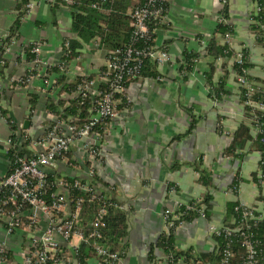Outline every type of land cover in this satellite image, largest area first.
I'll use <instances>...</instances> for the list:
<instances>
[{
    "label": "crops",
    "instance_id": "crops-1",
    "mask_svg": "<svg viewBox=\"0 0 264 264\" xmlns=\"http://www.w3.org/2000/svg\"><path fill=\"white\" fill-rule=\"evenodd\" d=\"M29 1L34 6L33 11L22 21L11 54L19 52L21 46L41 39L45 55H54L64 39H76L70 31V15L66 9L52 15L47 3ZM166 3L168 28L158 32L155 46L167 52L169 62L161 68L156 66L160 79L132 82L126 89L129 107L112 122L110 134L97 147L99 165L91 170L96 176V179L91 177L94 183L98 184V178L103 184H108L118 208L126 215L124 264H161L163 252L155 247V243L166 231L163 210L174 200L186 203L205 191L212 196L209 220L199 217L174 232L178 249H191L197 253L214 249L210 228L222 227L226 203L237 200L246 207L255 206L259 212L263 210L256 197L259 194L264 196V179L260 185L251 179L252 174L258 171L259 155L249 152L241 160L222 156L230 134L241 120L242 107L236 97V85L228 80V93L220 103L212 104L208 96L210 89L203 75L209 59L200 61L191 72L183 73L180 69L184 65V51L198 52L200 49L199 40L195 37L201 36L206 42L212 35L220 4L218 0H166ZM14 6L15 0H0V39L9 33L15 18ZM252 7L251 0H228V16L233 25L232 45L237 50L251 45L246 18ZM131 9H127V15ZM90 45L88 49L80 50L78 56L82 60L78 65L87 66L94 74L97 68L102 67L106 51L98 46L96 39L90 41ZM251 53L254 67L249 74L264 80L261 68L264 50L255 47ZM219 76V72H215L213 80ZM27 92L34 91L20 94L6 90L4 109L15 123L29 120ZM39 95L35 108L42 110L45 103L43 96ZM218 116L222 117L221 132L216 129ZM7 136L8 127L0 118V178L7 172L3 149ZM199 160L200 168L211 180L208 188L198 183V173L193 165ZM81 170L88 176L85 168ZM80 174L74 172L73 175ZM233 177L240 180L236 195L228 188ZM99 187L107 192L102 184ZM169 189L174 191L173 196ZM3 235L0 225V240ZM151 248L155 261L148 258Z\"/></svg>",
    "mask_w": 264,
    "mask_h": 264
},
{
    "label": "built area",
    "instance_id": "built-area-1",
    "mask_svg": "<svg viewBox=\"0 0 264 264\" xmlns=\"http://www.w3.org/2000/svg\"><path fill=\"white\" fill-rule=\"evenodd\" d=\"M40 1L48 4L52 0ZM157 2L161 4L166 0H145L144 6H137L129 11L131 27L136 38H144L156 31L149 28V20L155 21L153 25L168 24L167 11L163 13ZM65 3L71 4V1L65 0ZM33 8L32 2L28 1L22 21L31 14ZM215 19L216 22L221 21L218 12ZM199 43L200 49L206 45L205 40H200ZM15 44L13 40L5 49L3 57L12 62L19 56V64L12 62L16 64L18 72L10 81L0 79V106L4 108L3 101L7 89L20 94L27 90L39 91L44 103L47 97L55 99L59 95L60 99L67 100V103L76 98H87L92 106L88 110L89 121L79 127L68 124L69 122L60 116L47 113L45 108L38 110L27 107L29 120L26 129L23 122H13L8 113L15 126L13 130L10 129L6 118L0 115L8 127V136L3 142L4 153L11 150L18 153L23 147L31 153L29 156L16 157L14 162L7 159V167L10 166L11 170L0 178V225L4 234L0 240V264H82L77 257L79 245L90 238L100 237L99 228L103 226L102 219L106 214L105 209L99 207L90 220V229L86 233L82 225L80 206L84 199L88 203H94L104 197L99 185L91 180L95 173L91 170L100 162L97 147H100L110 134L112 122L119 119L123 113L116 110L118 100L115 99V94L124 91L120 85L124 76L133 78L138 74L142 63L141 57H149L161 68L168 64L169 56L167 52L155 50V47L143 51L129 48L125 50L121 60L112 57L114 53L106 52L101 65L106 71L101 73V68H97L92 74L87 66L78 65L82 60L81 56L67 59L68 39L61 42L57 54L54 55H45L44 42L41 39L31 41L28 44H31L30 52L34 58L28 63L25 62L21 48L16 54H11L10 50ZM89 47L90 44H82L81 49L84 51ZM52 68H56L58 72L51 73ZM26 72L31 74L27 76ZM91 75L94 78L89 79ZM110 75L111 80L107 78ZM60 77L66 78L67 81L81 80L75 90L61 92V86L57 81ZM11 82L25 86L12 87ZM100 83H108V90L99 89ZM98 125L102 127L99 132H95ZM82 168L86 169L88 176L83 174ZM74 172L81 174L74 176ZM49 177L52 180L49 181ZM67 177H71L72 181H68ZM258 178L262 181L264 175L258 173ZM73 190L78 191L84 198H73ZM169 194L173 196L174 191L169 189ZM185 204L187 202L174 200L170 206L165 207L163 220L166 230L173 226L174 220L179 219L178 208ZM252 210L259 212L255 208ZM251 211L244 215L251 217ZM263 216L264 209L259 214L260 218ZM183 225L185 223H180L177 228ZM210 232L211 234L223 232L226 236L238 232L242 234L240 228H210ZM242 245L246 250L243 264H256L254 244L244 241ZM94 249L95 257L84 264H124V257L118 259V253L108 252L103 245L94 244ZM223 255L220 264H227L231 252L225 249ZM161 264L171 263L163 255Z\"/></svg>",
    "mask_w": 264,
    "mask_h": 264
},
{
    "label": "trees",
    "instance_id": "trees-1",
    "mask_svg": "<svg viewBox=\"0 0 264 264\" xmlns=\"http://www.w3.org/2000/svg\"><path fill=\"white\" fill-rule=\"evenodd\" d=\"M29 0H15L13 13L14 21L9 29V33L4 38L0 39V79L10 81L11 77L15 76L18 68L15 66L20 63L17 56L13 64L11 61L5 60L3 55L7 47L10 46L13 40H18L22 19L26 11V4ZM71 4L65 3V0L50 1L49 8L52 15L64 7L70 15V31L76 35V39L69 40V54L67 59L71 60L80 55L82 44L97 40L100 46L106 52H112V57L115 59L122 58L125 50L133 49L143 51L155 47V50H163L162 47H156L158 32L168 28V24H156L153 20H149V28L155 29L154 33H149L144 38H136L133 28L131 27V19L126 14L128 8L142 7L145 5V0H70ZM220 9L218 11L221 16V21L216 22L215 28L209 39H206L204 48L195 51H184V65L181 66L183 73L191 72L197 64L209 59L206 63L207 68L204 72L205 84L210 89L208 94L212 104H218L223 97L228 93L226 90L228 80H232L236 85V97L238 103L242 107L241 120L232 131L229 141L222 150V156L233 160H241L247 153L256 152L259 155L258 171L252 174V181L260 185L262 181L258 178V173L264 175V80L253 77L249 71L254 67L251 60V49L255 47L264 50V0H251L254 8H251L247 13V34L252 38L251 45L240 49L233 47V25L228 16V0H218ZM164 11H167V3L157 2ZM197 40H202L201 36L195 37ZM25 62L33 60L34 55L30 52L31 44L21 46ZM264 58V53H263ZM141 66L133 78L124 76L121 81V87L124 90L122 93L115 94L116 110L121 112L127 110L129 103L125 97L126 89L132 82H143L146 79H160L157 72L155 61L147 56L141 57ZM264 61V59H263ZM264 71V65L261 67ZM101 73H104L105 68L101 67ZM219 72L220 76L213 80L215 72ZM56 68L51 69V73L56 74ZM31 72H26L28 76ZM90 78H94L91 75ZM110 78L111 75L107 76ZM238 79L241 81H238ZM81 79L67 81L66 78H57L61 86V92H71L76 89ZM12 87H23L25 84L11 82ZM108 83H100L99 89L102 91L108 90ZM40 92H27L25 95L26 101L30 109H34L40 100ZM60 99V95L55 99L47 97L45 100V111L55 116H60L67 120L73 126H82L89 121L88 110L92 106L89 99L76 98L71 101ZM0 115L6 118L10 129L15 126L8 117V111L0 106ZM29 119V118H28ZM222 117L218 116L217 131L221 132L222 125L220 123ZM104 123L106 122L103 121ZM103 123V124H104ZM102 124V125H103ZM102 125H98L95 132H99ZM192 123L190 128H192ZM25 145V144H24ZM15 150H18L15 148ZM31 153L26 148H22L18 153L8 151L5 154L6 159L14 162L16 157L21 155L29 156ZM200 160L193 167L198 173V183L204 188L211 186L209 175L200 168ZM11 167H7L9 173ZM70 176V175H69ZM93 179L96 176L93 175ZM52 180L49 177V181ZM68 181H72L71 177H67ZM92 180V179H91ZM93 181V180H92ZM97 185H103L107 192H103V199L94 203H88L83 200L81 209L82 225L89 230V223L94 213L99 207L105 209L106 214L102 219L103 226L99 228L100 237L90 238L87 242L80 243L77 257L82 264L95 257L94 244H100L107 249L108 252H116L118 259L124 257V239L127 236V218L125 213L118 208L115 202L113 190L108 184H103L101 179H98ZM94 182V181H93ZM240 180L233 177L228 188L236 195V189ZM52 188V187H51ZM81 196L78 191L73 190V198ZM212 196L208 192H204L198 198L189 200L187 204L181 205L178 208L180 217L173 221V226L169 227L165 232L161 233L156 240L155 247L162 250L163 255L167 257L171 264H220L223 259V251L229 250L231 257L227 264H243L246 257L245 247L242 245L244 241L251 242L256 250V264H264V216L259 217L260 212L254 210L255 206L246 207L240 206L237 200L230 201L225 205V217L222 223V229L240 228V232L231 233L226 236L223 232L218 234L212 233V239L215 247L212 251L197 253L189 250H181L175 246L174 232L180 223L190 224L196 219L203 218L209 220L211 217ZM256 201L261 202L264 209V196L259 194ZM256 209V208H255ZM251 211V217L245 216V213ZM168 221V219H167ZM148 258L155 261L152 254V248L148 253Z\"/></svg>",
    "mask_w": 264,
    "mask_h": 264
},
{
    "label": "water",
    "instance_id": "water-1",
    "mask_svg": "<svg viewBox=\"0 0 264 264\" xmlns=\"http://www.w3.org/2000/svg\"><path fill=\"white\" fill-rule=\"evenodd\" d=\"M24 129H26L28 127V121H25L24 122V125H23Z\"/></svg>",
    "mask_w": 264,
    "mask_h": 264
}]
</instances>
